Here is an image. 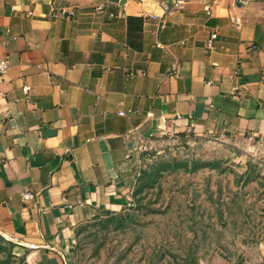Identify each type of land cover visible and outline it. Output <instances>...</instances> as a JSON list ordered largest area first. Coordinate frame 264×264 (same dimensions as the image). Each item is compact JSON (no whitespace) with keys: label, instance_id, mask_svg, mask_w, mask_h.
<instances>
[{"label":"crops","instance_id":"crops-1","mask_svg":"<svg viewBox=\"0 0 264 264\" xmlns=\"http://www.w3.org/2000/svg\"><path fill=\"white\" fill-rule=\"evenodd\" d=\"M107 1L0 0V232L25 264H71L76 226L132 206L136 141L264 138V0Z\"/></svg>","mask_w":264,"mask_h":264},{"label":"rangeland","instance_id":"rangeland-1","mask_svg":"<svg viewBox=\"0 0 264 264\" xmlns=\"http://www.w3.org/2000/svg\"><path fill=\"white\" fill-rule=\"evenodd\" d=\"M127 175L132 206L76 226L71 264H264V138L143 139ZM0 264H25L1 232Z\"/></svg>","mask_w":264,"mask_h":264},{"label":"built area","instance_id":"built-area-1","mask_svg":"<svg viewBox=\"0 0 264 264\" xmlns=\"http://www.w3.org/2000/svg\"><path fill=\"white\" fill-rule=\"evenodd\" d=\"M120 2H121V0H108L105 4L96 6L95 10L105 12L109 6H114V5L117 6ZM64 14H68V10H66V9L60 10V12L57 15H55V17L60 16V15L62 16ZM151 18L157 19V17H151ZM158 26H159V29H162L164 27V23L159 22ZM216 36H217L216 33H214L210 36V39L207 43L208 47L212 46V41L216 38ZM8 69H9L8 59L7 58L1 59L0 60V76L5 75L8 71ZM22 91L26 95L29 91V87L28 86L23 87ZM118 115L123 116L125 114H124V112L121 111L118 113ZM249 138L252 139L253 137L249 136ZM33 199H34V194L31 192H27L22 196V202L23 203H28Z\"/></svg>","mask_w":264,"mask_h":264}]
</instances>
